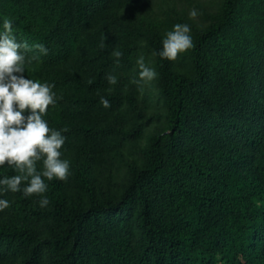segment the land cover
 <instances>
[{"label": "trees", "instance_id": "16d2710c", "mask_svg": "<svg viewBox=\"0 0 264 264\" xmlns=\"http://www.w3.org/2000/svg\"><path fill=\"white\" fill-rule=\"evenodd\" d=\"M157 1L0 0L18 42L49 49L24 75L55 84L44 118L71 163L46 208L0 197V264H264V0L146 22ZM177 23L195 46L161 59ZM140 56L158 75L138 85Z\"/></svg>", "mask_w": 264, "mask_h": 264}, {"label": "clouds", "instance_id": "9594fccd", "mask_svg": "<svg viewBox=\"0 0 264 264\" xmlns=\"http://www.w3.org/2000/svg\"><path fill=\"white\" fill-rule=\"evenodd\" d=\"M197 15L195 9L189 12L191 18ZM161 43L162 48L156 54L168 61H175L195 46L191 27L186 23L173 25ZM29 52L34 54L29 55ZM48 52L42 43L18 42L13 20L3 19L0 23V168L7 165L19 172L0 177V197L9 191L22 192L26 198L37 195L42 209L51 203L46 195L48 182L54 179L67 182L71 175L70 161L62 158L67 129L52 128L44 118L49 106L55 107L58 102L53 91L55 84L41 83L24 75L29 65L47 56ZM112 55L119 62L122 52L115 50ZM136 63L139 79L133 83H149L157 78V72L145 64L143 56ZM107 82L117 84L116 76L109 74ZM99 103L103 108L111 107L110 100L103 96ZM40 161L43 167L38 171L37 162ZM9 206L7 199L0 198V211Z\"/></svg>", "mask_w": 264, "mask_h": 264}, {"label": "rangeland", "instance_id": "374dc122", "mask_svg": "<svg viewBox=\"0 0 264 264\" xmlns=\"http://www.w3.org/2000/svg\"><path fill=\"white\" fill-rule=\"evenodd\" d=\"M218 0H158L156 2V4L154 5V7H150L147 11V9H144V16L146 19V22L148 20V18H150V14H152L154 16V10L157 11L158 9V14H157V18H159L160 20L165 19L166 15H165V11L168 9L169 6H173L176 7L177 9V13L173 14V17L176 18H181L183 17L185 20L187 21H191V20H197L200 21L204 11L206 10H210L212 11L215 8V4ZM195 9L198 13V15L195 18H191L189 16V12L191 10ZM149 12V13H148ZM151 28H155V23L152 22L149 27L147 28V32H152ZM151 57L150 55L146 56V59H149Z\"/></svg>", "mask_w": 264, "mask_h": 264}]
</instances>
